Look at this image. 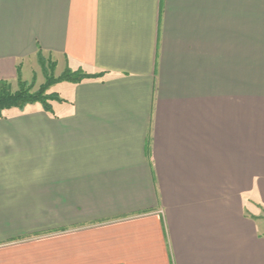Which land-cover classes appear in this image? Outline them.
<instances>
[{"label":"crops","instance_id":"obj_1","mask_svg":"<svg viewBox=\"0 0 264 264\" xmlns=\"http://www.w3.org/2000/svg\"><path fill=\"white\" fill-rule=\"evenodd\" d=\"M0 264H264V0H0Z\"/></svg>","mask_w":264,"mask_h":264},{"label":"trees","instance_id":"obj_2","mask_svg":"<svg viewBox=\"0 0 264 264\" xmlns=\"http://www.w3.org/2000/svg\"><path fill=\"white\" fill-rule=\"evenodd\" d=\"M38 63H43V57L38 54ZM102 77V74L89 75L81 70L71 71L66 69L58 78L47 77L45 73V84L39 87L36 93H31V86L22 81L19 70L17 69L16 90H13L11 84L8 82H0V118L3 112L10 109L22 110L26 106L39 104L42 110L46 113H52V106L50 102L61 103L62 100L56 93L46 95V92L53 86L60 83L79 84L83 80L96 79Z\"/></svg>","mask_w":264,"mask_h":264},{"label":"rangeland","instance_id":"obj_3","mask_svg":"<svg viewBox=\"0 0 264 264\" xmlns=\"http://www.w3.org/2000/svg\"><path fill=\"white\" fill-rule=\"evenodd\" d=\"M66 69H69V68H65L63 71H60L59 68L57 67V61H55V59H53L51 57H45V58H43L42 64L40 62L38 63V61H37L36 66L33 67L29 73H26L25 76L27 79L25 81L24 80H22V81L26 82L27 86L32 87L31 93H36L39 90V87L45 84V73H46L47 77H53L54 79H56ZM69 70H71V69H69ZM78 70H81L82 72H84L82 69L71 70V71L73 72V71H78ZM84 73L87 74L86 72H84ZM99 78H101V77H99ZM16 86H17L16 82L14 84H11V87L13 90H16ZM54 89H55L54 86L51 87L46 92V95L54 93V91H55ZM50 103H51V105L55 104V102H50ZM35 105L40 107V109H42L41 105L34 104V106ZM29 106H32V105H29ZM14 109H16V108H14ZM16 110H19V109H16ZM52 113H53V111H52Z\"/></svg>","mask_w":264,"mask_h":264}]
</instances>
